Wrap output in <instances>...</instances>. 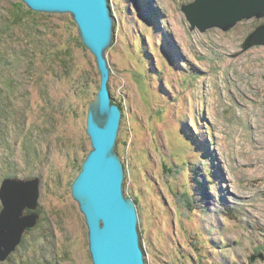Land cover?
<instances>
[{"label": "rangeland", "instance_id": "374dc122", "mask_svg": "<svg viewBox=\"0 0 264 264\" xmlns=\"http://www.w3.org/2000/svg\"><path fill=\"white\" fill-rule=\"evenodd\" d=\"M192 1L109 0L124 192L146 264H264V44L243 50L264 17L201 31ZM100 82L69 13L0 0V187L40 180L37 224L0 264H93L72 183Z\"/></svg>", "mask_w": 264, "mask_h": 264}, {"label": "water", "instance_id": "95a60500", "mask_svg": "<svg viewBox=\"0 0 264 264\" xmlns=\"http://www.w3.org/2000/svg\"><path fill=\"white\" fill-rule=\"evenodd\" d=\"M29 9L69 13L84 45L95 55L100 88L89 105L87 133L92 149L72 183V193L88 225L93 264H146L138 229L136 202L124 192L125 171L116 144L122 119L120 105L109 89L107 50L115 25L109 0H23ZM182 9L191 23L206 31L232 29L243 19L264 17V0H193ZM264 44V22L248 34L243 50ZM40 180L6 177L0 187V261L22 242L27 228L37 224ZM26 208L31 209L26 213Z\"/></svg>", "mask_w": 264, "mask_h": 264}, {"label": "trees", "instance_id": "16d2710c", "mask_svg": "<svg viewBox=\"0 0 264 264\" xmlns=\"http://www.w3.org/2000/svg\"><path fill=\"white\" fill-rule=\"evenodd\" d=\"M18 8H19V11L18 10H14V12H13V14H12V17H11V20H10V22L11 23H13L12 25H16V24H20V19H21V15H20V11L21 10H23V5L21 4V5H18ZM27 11H29V12H32V11H30V10H27ZM120 106H121V104L120 103H118ZM1 106V105H0ZM2 107H5V106H3V104H2ZM30 230V229H29ZM23 241V240H22ZM12 257V256H11ZM9 258V260H11L12 258Z\"/></svg>", "mask_w": 264, "mask_h": 264}, {"label": "bare ground", "instance_id": "6f19581e", "mask_svg": "<svg viewBox=\"0 0 264 264\" xmlns=\"http://www.w3.org/2000/svg\"><path fill=\"white\" fill-rule=\"evenodd\" d=\"M258 19H259V18H258ZM27 229H28V228H27ZM27 229H26V230H27ZM23 237H24V236H23ZM22 240H23V239H22ZM20 244H21V243H20ZM18 247H19V246H18ZM18 247H17V248H18ZM15 250H16V249H15ZM15 250H14V251H15ZM14 251H13V252H14ZM13 252H12V253H13ZM12 253H11V254H12ZM11 254H10V255H11Z\"/></svg>", "mask_w": 264, "mask_h": 264}]
</instances>
